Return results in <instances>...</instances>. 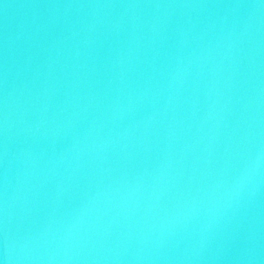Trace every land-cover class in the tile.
Masks as SVG:
<instances>
[{
  "label": "water",
  "instance_id": "water-1",
  "mask_svg": "<svg viewBox=\"0 0 264 264\" xmlns=\"http://www.w3.org/2000/svg\"><path fill=\"white\" fill-rule=\"evenodd\" d=\"M0 264H264V0H0Z\"/></svg>",
  "mask_w": 264,
  "mask_h": 264
}]
</instances>
